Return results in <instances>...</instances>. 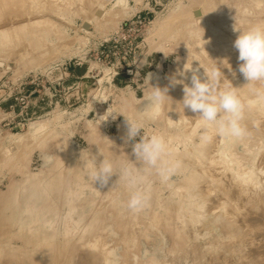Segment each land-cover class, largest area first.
I'll return each instance as SVG.
<instances>
[{"label": "rangeland", "instance_id": "obj_1", "mask_svg": "<svg viewBox=\"0 0 264 264\" xmlns=\"http://www.w3.org/2000/svg\"><path fill=\"white\" fill-rule=\"evenodd\" d=\"M202 1L0 6V21L39 23L32 35H0V264H105L113 249L115 264H237L253 247L264 250L256 241L264 227V105L246 108L243 139L220 136L182 108L183 85L171 83L175 77L191 86L192 73H178L195 60L202 81L199 63L217 64L221 87L228 80L245 103L254 98L264 84L247 85L238 57L228 60L232 72L226 62L209 65L183 24L199 11L214 20L221 6L264 21V0ZM151 87L167 88L170 97L156 120L142 118ZM103 115L110 116L97 121ZM126 118L142 124L134 140ZM152 134L171 150L167 179L133 155L140 136ZM99 153L113 165L107 184L90 176ZM136 188L148 196L140 212L127 207ZM249 219L254 227H238ZM94 240L104 250L89 249Z\"/></svg>", "mask_w": 264, "mask_h": 264}, {"label": "clouds", "instance_id": "obj_2", "mask_svg": "<svg viewBox=\"0 0 264 264\" xmlns=\"http://www.w3.org/2000/svg\"><path fill=\"white\" fill-rule=\"evenodd\" d=\"M233 30L239 33L233 44V47L238 51L239 73L248 82L247 85L264 84V21L249 22L243 28L237 27L235 24ZM193 61L191 63L188 61L183 70L178 73L179 76L185 77L187 73L191 72V86L185 84L183 79H176L175 77L171 79L172 85H183L182 108H188L193 113H198L197 120L206 127L213 128L215 134L243 139L247 135V128L243 124L245 110L246 108L252 109L264 105V89H257L254 98L248 99L245 103L239 95L238 89L240 88L233 87L230 81L227 80L228 87H221L223 74L217 64L215 67L208 69L202 67L199 63L200 68L204 69L206 77L202 81L198 75L199 68H193ZM225 62L227 64L226 68L231 71V65L227 60L222 61L223 64ZM167 91V88L161 90L158 87H151L150 92L147 94L149 104L142 113V118L156 120L165 115V101L170 98L166 94ZM109 116L105 119V115H103L97 121H106ZM126 121L128 124L127 138L128 140H134L141 133L142 124L139 122L133 123L127 118ZM167 122L169 126L176 123L168 115ZM202 139H210L207 132ZM170 151L165 138L159 134L141 135L139 141L132 148L137 161L149 168L156 169L157 173L164 179H167L174 171V166L165 159ZM93 169L94 171L90 173V176L94 179V182L99 181L102 184H107L113 175L112 162L104 156L99 164L96 160L93 162ZM130 183L135 187L137 181L133 179ZM147 203L146 191L136 188L130 194L127 207L133 212H140L147 206ZM87 247L92 251L104 250L100 240L89 242ZM115 261V250L106 251L105 264H115Z\"/></svg>", "mask_w": 264, "mask_h": 264}, {"label": "bare ground", "instance_id": "obj_3", "mask_svg": "<svg viewBox=\"0 0 264 264\" xmlns=\"http://www.w3.org/2000/svg\"><path fill=\"white\" fill-rule=\"evenodd\" d=\"M47 0H0V6L3 5V4H8V3H13V8L17 9V5L18 4H22V5H28L29 3L32 4V5H35L37 7H42L44 4H47L46 3ZM98 1V0H97ZM205 0H203L202 2H204ZM212 1V0H211ZM220 3L222 2L221 0H219ZM257 1V0H256ZM26 2H29V3H26ZM101 2V1H99ZM206 2L208 3V1L206 0ZM204 2V3H206ZM210 2V0H209ZM65 4V3H64ZM94 4V3H93ZM93 4L90 3L89 4V7H93ZM98 4V2H97ZM50 6V3L47 4V7ZM57 7V6H56ZM64 7V6H63ZM223 7V6H221ZM221 7H218L215 9V13H216V18L214 20H211L209 22H206V19H205V16L208 14H205L206 12L204 11L203 13L201 11H199L200 13H198V11H196L197 15L193 16L194 18H190L192 19L191 21L189 22H186V24H183V28L184 30L186 31L187 34L190 35V38L191 39H194V44L192 45H196L201 51H202V54L205 55V58L207 60V62H209L210 60L212 61H219L220 64L222 63L223 60H230V59H234L235 57H238V51L234 48L233 49V44H234V41L236 39V36H238V32H235L233 29L235 27V24L237 27H240V28H243L245 26H247V24L249 22H255L257 20V17L254 16L253 19H255V21H249V20H246V17H244L243 15H232V11L229 10V9H225L224 7L221 8ZM43 8V7H42ZM13 9V11H14ZM19 9V7H18ZM17 9V10H18ZM52 9V7H51ZM85 9V8H84ZM213 9V8H212ZM211 9V10H212ZM88 10V9H87ZM21 12V11H20ZM28 12V11H27ZM19 13V11H18ZM59 13V12H58ZM210 13V11H209ZM21 14V13H20ZM55 14V13H54ZM0 15H1V12H0ZM246 15V14H245ZM251 15V14H250ZM256 15V14H255ZM249 16V15H248ZM259 16V15H258ZM21 17V16H20ZM34 17V16H33ZM50 17V16H49ZM235 17H236V20H235ZM8 16H6L5 18H3L2 21H0V35L3 34V35H11L13 34V32H16V33H19V34H22V33H25L28 35V34H33V31L35 30V28L37 27L36 25H39V23H35L33 22L34 20H30V19H23L22 18V22L20 20V18L18 17V19L20 20V22H16L15 19L11 18L13 21L11 20H7ZM48 18V17H47ZM53 18V17H52ZM262 18V17H261ZM261 18L258 17L259 21H261ZM33 19V18H32ZM40 19V18H39ZM43 19V18H42ZM263 19V18H262ZM36 20V18H35ZM18 21V20H17ZM25 21V22H24ZM15 22V23H14ZM24 22V23H23ZM29 27V30L27 31V28ZM31 28H33L34 30L32 31ZM180 32V31H179ZM189 38V39H190ZM190 39V40H191ZM189 40V41H190ZM192 41V40H191ZM190 41V42H191ZM7 43V41H5ZM193 43V42H192ZM192 47V46H191ZM198 49V50H199ZM197 50V49H196ZM199 50V51H200ZM193 52V51H192ZM198 52V51H197ZM209 60V61H208ZM202 61V60H200ZM234 62V60H232ZM230 62V61H229ZM237 62V61H236ZM218 63V62H217ZM238 63V62H237ZM203 64V63H202ZM208 64V63H207ZM206 64V66H207ZM211 63L209 62V65ZM205 65V64H204ZM203 65V66H204ZM198 66V65H197ZM216 66V65H215ZM208 67V66H207ZM213 67H214V64H213ZM219 67V66H218ZM198 68V67H197ZM236 68V67H235ZM230 71V70H229ZM228 72V71H227ZM232 72V71H231ZM234 72V71H233ZM205 76V75H204ZM225 78V77H224ZM158 79V78H157ZM222 79V78H221ZM223 82V81H222ZM221 82V83H222ZM223 84H225L223 82ZM198 116V115H197ZM191 118V117H190ZM191 121V120H190ZM189 121V122H190ZM264 129V127H263ZM261 131H264V130H261ZM258 132V131H257ZM261 135V134H260ZM227 185V184H225ZM236 195V194H235ZM241 196V195H239ZM237 197V199H236ZM235 197L236 200H238L240 197H238V194L237 196ZM241 198H243L241 196ZM246 199V197H244ZM243 198V199H244ZM242 200V199H241ZM241 200L239 199V201L241 202ZM243 202H245V200H243ZM246 203V202H245ZM237 204V203H236ZM246 206V205H244ZM260 215V218L259 220L261 221V219L263 220L264 218V206H263V211L261 213H259ZM252 216V215H250ZM253 217V216H252ZM251 218V217H250ZM250 220V221H249ZM249 220H239L241 222V224L238 225V227H244L245 225H247V223H254V222H251V219ZM264 221V220H263ZM238 223V222H237ZM258 223V222H257ZM263 223V222H261ZM258 225V224H257ZM256 225V226H257ZM250 226V227H249ZM248 227L251 228L252 226L254 227V224L251 226L249 225ZM264 226V225H263ZM262 226V227H263ZM247 227V226H246ZM261 227V226H258V228ZM239 229H243V228H239ZM253 229V228H252ZM262 229V228H260ZM259 229V230H260ZM244 230V229H243ZM257 231V230H256ZM250 232H253V231H250ZM257 233V232H256ZM247 234V233H246ZM260 234V232H259ZM257 233V235H259ZM257 237V236H256ZM255 237V239H256ZM253 239V236L251 237ZM250 239V238H249ZM256 241H260L262 243H264V227H263V230H262V233L261 235H259V237L256 239ZM255 242V241H254ZM257 243V242H255ZM249 244V243H248ZM253 244V243H252ZM250 245V244H249ZM254 245V244H253ZM262 245V244H261ZM257 246V245H256ZM249 247V246H248ZM254 249L252 248H249L247 250H251L250 252V262H248V260H246L248 258V255L246 257V259L244 258L245 261L247 262H244L243 261V257L241 259H239L241 262H244L245 264L249 263V264H260V261H261V264H264V250L260 248L259 249H256V247H253ZM258 248V247H257ZM261 248L264 249V245L263 247L261 246ZM246 252V251H245ZM247 253V252H246ZM244 254V253H243ZM245 255V254H244ZM241 262H238L237 264L241 263ZM255 262V263H254ZM243 263V264H244Z\"/></svg>", "mask_w": 264, "mask_h": 264}, {"label": "crops", "instance_id": "obj_4", "mask_svg": "<svg viewBox=\"0 0 264 264\" xmlns=\"http://www.w3.org/2000/svg\"><path fill=\"white\" fill-rule=\"evenodd\" d=\"M113 82H114V83H118V84H120V83H121V81H120V80H118L116 77L113 79Z\"/></svg>", "mask_w": 264, "mask_h": 264}, {"label": "water", "instance_id": "obj_5", "mask_svg": "<svg viewBox=\"0 0 264 264\" xmlns=\"http://www.w3.org/2000/svg\"><path fill=\"white\" fill-rule=\"evenodd\" d=\"M10 67V66H9Z\"/></svg>", "mask_w": 264, "mask_h": 264}]
</instances>
